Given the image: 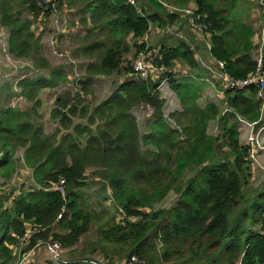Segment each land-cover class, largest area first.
<instances>
[{
	"label": "trees",
	"instance_id": "trees-1",
	"mask_svg": "<svg viewBox=\"0 0 264 264\" xmlns=\"http://www.w3.org/2000/svg\"><path fill=\"white\" fill-rule=\"evenodd\" d=\"M245 1L255 0H169L171 7L180 9L194 4L200 16L198 23L206 26L204 36L210 37L208 56L222 62L223 73L233 80L246 78L256 68L251 56L254 32L239 11ZM37 2L42 0H0V28L7 30L8 53L16 59L40 60L41 47L33 39L31 26L33 21L50 19V10L44 11ZM148 2L154 11H148V5L139 0H134V5L126 0L57 2L59 11L62 6L66 11L72 9L74 3L81 7L80 13L90 16L93 34L106 29L109 45L94 41L84 47L85 54L97 55L98 60L85 65L87 77L76 81L75 96L66 92L56 97L51 118L59 129L51 136L43 134L40 126L34 127L26 112L6 108L0 113V177H10L13 156L22 148L23 161L33 169L36 184V188L14 197L9 209H4L0 197V264H15L13 248L27 226L41 230L29 239L23 253L49 240L70 251L94 229L96 241L82 250H99L106 263L114 262L115 257L123 260L136 256L142 264H202L203 259L209 264H264V204H255L251 213L246 208L233 215L242 200L243 186L251 177L245 147L239 140L238 119L255 122L259 118L257 89H225L218 83L227 111L221 114L214 104L201 107L203 77L197 73L195 53L181 41L175 47L159 49L161 63L172 70L178 61L191 75L166 72L156 81L131 78V67L122 66L124 58L132 51L133 58L139 52L151 51L139 40L148 35L152 25L166 28L179 17L165 9L160 0ZM22 9L28 14L26 18ZM39 66L45 67V63ZM119 70L129 76L128 80L96 107L86 103L92 78ZM162 80L181 108L169 116L173 126L162 113L164 101L157 90ZM62 82H66L64 76L51 73L47 81L25 80L19 87L23 97L31 101L41 89ZM139 105L151 109L152 119L142 136L130 114ZM215 119L219 120L221 142L207 135L208 123ZM87 170H91L92 178L106 183L121 220L88 207L80 191ZM60 178L65 182L64 197L52 189ZM170 192L179 195L178 204L152 211ZM262 199L264 193L256 200ZM62 208L65 212L58 220ZM131 217L136 220H128ZM255 226H259L257 231L252 230ZM56 229L59 233L54 232ZM79 256L75 264H99L92 257L84 258V252Z\"/></svg>",
	"mask_w": 264,
	"mask_h": 264
},
{
	"label": "rangeland",
	"instance_id": "rangeland-1",
	"mask_svg": "<svg viewBox=\"0 0 264 264\" xmlns=\"http://www.w3.org/2000/svg\"><path fill=\"white\" fill-rule=\"evenodd\" d=\"M164 5L165 9H167L170 13L171 8L180 9L177 7H171L172 3L169 0H160ZM143 5H148V11H154V7L152 4H149L148 0H139ZM66 4V2H65ZM67 5V4H66ZM72 9L65 10V7L62 6L60 18L59 17H51V19H47L46 21H33L31 26V31L33 32V39L38 41V45H40V60L38 62H34L30 58H21L16 59L12 57L8 53V42L6 40V36H0V80L2 81V86L0 87V106L8 107L10 102H13V105L18 103L17 96L20 94L21 97V89L17 88V91H12L15 85L13 82L16 79H24L28 80H38V79H49L51 73L61 74L64 76L66 82H62L61 85H57L52 87L54 89H42L40 90L38 95H42L43 101L50 99L49 106H52L54 97L62 96L64 93L69 92L71 96H75L76 93V81L81 79H86L87 75L85 74V65L87 63H94L98 59L96 56H89L83 52L84 47L92 44L94 41H98L104 43V46H108V38L106 36V29H97L94 34L91 32L92 25L89 22V14L82 15L80 13L81 7H79L76 3H74ZM83 6V5H82ZM84 7V6H83ZM23 14V18L28 16L27 12L22 9L20 10ZM239 11L243 13L242 18L246 25L250 26L253 29V38L252 44H254L256 34L259 32L260 24L263 22V14H264V0H255V1H245L243 5L239 7ZM178 19L174 21V24H170L166 26V28L154 27L152 25L151 29H149L148 35L142 38L141 41H144L146 47H152V52L157 51L158 48L162 46L167 47H175L181 42L186 43L193 51V53H199L201 58L198 60L205 61L209 60L215 65V61L211 60L208 56V52L206 50L207 39L206 36L202 37L204 34H200L191 29L189 23V17L182 14L177 13ZM82 19H85V23H82ZM188 20V21H187ZM55 25H58L60 30L58 32H64L59 34L58 40L56 43L55 50L58 53L51 52L49 48V31L51 27L55 29ZM43 28L42 33L38 34L39 29ZM157 29V30H156ZM69 31V32H68ZM6 33V30L4 29ZM68 32V33H67ZM7 34V33H6ZM39 36V37H38ZM208 44V43H207ZM55 46V45H54ZM54 46H51L54 48ZM63 54V57H59L57 54ZM133 51L129 55L124 58L123 67L127 65H131L133 61ZM195 56V55H194ZM253 58V55H251ZM45 63V67H41L43 62ZM212 65V66H213ZM182 67H184L182 65ZM204 69V68H203ZM205 70V69H204ZM204 70L197 69V73L202 77L207 78L210 81L209 87H214L216 91H222V87L220 84L216 83L212 80V74L207 73ZM214 70V69H213ZM192 74L190 69L182 68L178 69V74ZM44 80V81H47ZM128 77L123 74L122 70H119L116 73H112L108 76H97L93 77L90 86L87 89H90L89 95L86 97V103L92 105V107H96L98 104L103 102L107 97L110 96L112 90L117 87L120 83L127 81ZM12 83H10V82ZM213 82V83H212ZM205 83V82H204ZM115 84V85H114ZM17 86V85H16ZM19 87V83H18ZM220 87V88H219ZM212 94L216 95L213 90ZM223 92V91H222ZM16 93V95L14 94ZM201 95H206V99L203 100L204 103H209L208 94L203 93ZM50 97V98H49ZM204 97V96H203ZM39 98V96H38ZM38 98L36 100H28L23 97L22 103L16 104L15 108H21L23 112H26L29 122H34L40 124V117L44 116L43 113L46 111L45 109L41 110L39 107L40 103ZM206 100V101H205ZM39 103V105H38ZM212 103V102H211ZM217 106L219 105V98L214 101ZM222 103V102H220ZM199 104L201 107H204L202 102ZM54 108V106H53ZM3 109V108H1ZM18 109V110H19ZM220 109V108H219ZM42 111V113H40ZM166 111L162 113H165ZM149 113V116H148ZM130 114L136 118V122L138 125V130L141 136L143 133H147L149 129V125L152 122L150 110L144 105H139V107H135L130 111ZM166 115V116H165ZM165 121L173 126L172 120L167 118L168 114H165ZM149 117V118H148ZM79 121V120H75ZM43 123V122H42ZM44 124V132L50 134L53 131V128ZM168 124V125H169ZM59 129V127L57 128ZM64 133V130L62 131ZM207 135L213 138H217L219 142L222 140L219 120L215 119L208 123L207 126ZM223 151H226V148H222ZM91 170H87L85 177V186L80 190L84 198L87 202L88 207L93 212L107 211L109 215L116 216L117 221H119L121 215L117 213L118 208L117 205L112 201L110 197V191L105 182L101 181L98 178L91 177ZM252 171V170H251ZM22 174V173H21ZM193 173L188 176L185 180V186L190 182ZM3 178V177H0ZM7 179V178H4ZM2 184H6L4 180H0V186ZM264 191V177H261L260 173H255L253 169L251 173V177L246 185L243 186L242 191V200L239 202V205L234 209L233 215L238 213H242L246 208L251 210L254 208V205H263L264 200H256L258 199V195L263 194ZM179 195L170 192L161 202L154 205L152 211H157L160 209L173 208L178 204ZM259 226H255L252 228L253 231H257ZM55 233H59L56 229ZM96 241V235L94 229L85 234L80 238L75 246L71 248L70 251H65L63 258H67L72 264L79 263L76 262L80 258L79 253L84 252V258L91 259L96 263H106L107 261L104 259V255L99 250L92 251L90 247L91 243ZM28 244V243H27ZM27 244L24 242H19L17 246L13 249V254L15 257V264H33L45 261V257H43L44 253L42 249L32 248L28 252L23 253V250L26 249ZM83 247L86 249L82 250ZM157 249H161L160 244H157ZM100 254V256L96 259L95 255ZM76 258V259H75ZM118 259L115 257L113 261H117ZM75 261V262H74ZM47 262V261H45ZM43 262V263H45ZM164 264H174L173 262H168ZM183 264H191L189 261L183 262ZM202 264H209L208 261L203 259Z\"/></svg>",
	"mask_w": 264,
	"mask_h": 264
},
{
	"label": "built area",
	"instance_id": "built-area-1",
	"mask_svg": "<svg viewBox=\"0 0 264 264\" xmlns=\"http://www.w3.org/2000/svg\"><path fill=\"white\" fill-rule=\"evenodd\" d=\"M59 0H42V2H37V5L43 8L44 11L50 10V19L51 17H61L60 11L57 8V2ZM129 5H134V0H126ZM172 12L182 13L189 17V25L191 29L200 34H204L206 31V26L198 23L200 16L196 14L194 8L188 7L184 9L171 8ZM60 28L58 25H55V29L51 27L49 33V48L51 52L58 53L55 50L56 43L58 40L59 34L64 33L58 32ZM7 33V31H6ZM4 32V29L0 28V36L8 35ZM209 41V35H206ZM253 44V60L256 64L255 70L249 74L246 78L241 80L230 79L227 75L223 73L224 64L222 62L215 61L217 67L216 74L217 83H220L225 89H237L241 90L248 86H253L257 89V99L260 101L259 109V118L255 122H248L241 118L238 119V133L239 137L242 138V145L245 147L246 160L250 163V166L255 167L256 169H261L264 172V70H263V58H264V21L260 24L259 33L256 34ZM8 42V36H6ZM55 45V46H54ZM208 48L210 50V44L208 42ZM51 46H54L52 48ZM59 57L64 55L59 53ZM162 55L159 51H147L139 52L135 55L130 67L132 73L130 77L133 79H140L143 81L153 78L155 81L158 80L161 75H164L166 72L170 74L177 75L174 70H168L162 63ZM159 63V65H157ZM1 79V78H0ZM1 82V81H0ZM166 82L162 80L159 83L157 90H160L161 84ZM223 91V89H222ZM220 91V92H222ZM64 179L60 178L56 185H52V189L59 191V193L64 197ZM65 212V209L60 210L57 219L61 218V215ZM264 219V213L262 215ZM122 219V217H121ZM120 219V220H121ZM128 220L135 221V217L128 218ZM40 228L35 226H27L24 236L20 242L28 243L29 239L40 232ZM37 246H42L47 255L48 262L50 264H72L67 259L63 258L65 250L57 241H46L43 244H37ZM99 264H142V262L136 257L131 256L128 259L117 260L111 263H99ZM239 264V263H238Z\"/></svg>",
	"mask_w": 264,
	"mask_h": 264
},
{
	"label": "crops",
	"instance_id": "crops-1",
	"mask_svg": "<svg viewBox=\"0 0 264 264\" xmlns=\"http://www.w3.org/2000/svg\"><path fill=\"white\" fill-rule=\"evenodd\" d=\"M188 7H191V8H194L195 9L194 4H190ZM188 7H186V8H188ZM188 25H189V23H188ZM154 27H156V26H154ZM151 28L152 27H150V29ZM39 31L40 32H38V34L39 33L41 34L42 33L41 28L39 29ZM202 37H204V35H202ZM206 39H207V37H206ZM207 43H208V39H207ZM207 43H206V49H207V51H209V48H208ZM148 48L149 49H153L151 46L148 47ZM159 49L160 48H158L157 51H160ZM196 55L198 56V58H201V57H200L199 53L195 54V56H194V59H195L196 64H197V69H199V70H204L205 69L204 70L205 72L211 73L212 74V76H211L212 77V80L217 83V78L214 75V74H216V70H217L216 65H213V63L211 61H209L208 59L205 60L204 62L201 61V60H198ZM179 68L182 69L184 67H182V64L180 62L175 61L174 62V67H173L172 70H174L177 75H181V74H178V69ZM185 68H187V67H185ZM127 77H129V76H127ZM202 79H203V81L205 83L203 85V89L201 90V94H203V93L208 94V98H209L210 101H207L209 103H204L203 100L206 99L205 98L206 95H201L200 94V102H202V104H203L204 107L207 104H214V105L217 106V104H215L214 101H216L219 98V105L217 107L220 108L219 109L220 110V113L223 114L224 112L227 111L226 106L224 104V95H223V92L216 91V89L214 87L210 88L209 85H208V84H210V81H208L207 78H204L203 77ZM25 80L30 81V82L31 81H34L35 82V81H39V80H43L44 81V80H47V79L28 80V79H24V77H21V79H16L13 82V85H15V87H14V89H12V91L13 92L14 91H17V88H18L19 89V92H20V87H18V83H20L21 81H25ZM1 83H2V81L0 82V87L2 86ZM44 89H50L51 90V89H54V88H43V90ZM211 90H213V92L216 95H213ZM112 92H113V90H112ZM158 92L160 93L161 99L164 101V105H163V109L162 110H163V112L164 111H166V112L163 113V115L168 114L167 118L169 120V116L172 113L179 112L181 110L179 101H178L177 97L175 96V94L169 89L167 82H163L161 84V88H160V90H158ZM0 94H3V93H0ZM14 94L16 95V93H14ZM38 96H39V98L38 97L37 98H38L39 103H40V105L38 103L39 107L41 108V110L45 109L46 111L43 113L44 116L40 117V119H41L40 120V124H38L37 122L36 123L30 122V123L34 127H39L40 126L42 128L43 134H45L47 136H51L56 131V129L58 128L57 121L55 122V120H52V118H51V111L53 110L54 103H52V106L50 107L49 106V104L51 102L50 99H49V101H48V99L46 101H43L42 95H38ZM17 97H18L17 98L18 99L17 102L18 103H22L23 97H21L20 94H18ZM56 97H54L53 102L55 101ZM1 98L2 97H0V100H1ZM220 102H222V103H220ZM18 103H16V104H18ZM16 104L13 105V102H10V104H9L8 107H1L0 106V113H2L6 108H10L12 110H18L19 108H17V107L15 108ZM90 106L92 107V105H90ZM136 107H139V106H136ZM144 107H146V106L144 105ZM1 108H3V109H1ZM146 108H148L150 110V114H151V109L149 107H146ZM18 111L23 112V110L21 108ZM40 113H42V111ZM148 116H149V113H148ZM165 116H164V118H165ZM46 122H48L47 123L48 126H50V127L53 128V131L50 134H47V133L44 132L43 127H44V124H46ZM75 123H78V121H75ZM239 140H240V143H241V141H243L241 137H239ZM23 154H24V149L18 148L17 152L13 156L14 170L11 172L12 174L7 179L0 178V180H4L6 182V184H2L0 186V197L2 199V203H3L4 209H9L10 208L12 200L14 199V197L18 196L21 191H27V190H29V189H31L33 187L36 188V184L34 183L33 178H32L33 169L32 168H29V167H27L25 165V163L23 161ZM0 156H1V154H0ZM253 169L255 170V173L256 174L257 173H260L261 174V177H264V172L261 169H256L255 167L252 166L251 167V170L253 171ZM252 171H251V173H252ZM36 248H38V249L41 248L42 249V251L44 253L43 257H45V259H46L45 261H47L48 258H47V255H46L45 251H44V248L42 246H37ZM99 256H100V254L95 255L96 259ZM45 261H43V262H45ZM43 262H39V263L37 262L36 264H45L46 263V262L45 263H43ZM33 264H35V263H33Z\"/></svg>",
	"mask_w": 264,
	"mask_h": 264
},
{
	"label": "clouds",
	"instance_id": "clouds-1",
	"mask_svg": "<svg viewBox=\"0 0 264 264\" xmlns=\"http://www.w3.org/2000/svg\"><path fill=\"white\" fill-rule=\"evenodd\" d=\"M263 193H264V191H263Z\"/></svg>",
	"mask_w": 264,
	"mask_h": 264
}]
</instances>
